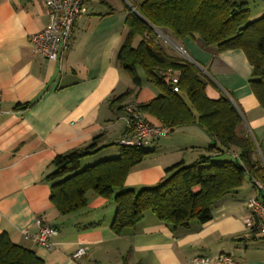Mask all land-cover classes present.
Returning a JSON list of instances; mask_svg holds the SVG:
<instances>
[{
	"label": "crops",
	"instance_id": "0c3cea01",
	"mask_svg": "<svg viewBox=\"0 0 264 264\" xmlns=\"http://www.w3.org/2000/svg\"><path fill=\"white\" fill-rule=\"evenodd\" d=\"M144 1L86 0L70 49L61 60L49 61L30 43L49 23L45 0H0V107L6 112L0 119V234L6 233L47 264H197L198 256L220 254L231 255L234 264H264V238L245 224L248 202L257 198L252 185L253 191L244 183L237 194L221 200L208 223L173 230L147 213L137 228L121 236L111 229L112 200L89 193L87 207L67 216H61L50 200L44 177L53 171L57 156L85 147L99 135V146L105 148L84 159L82 167L120 155L127 112L112 110L109 102L133 87L118 55L128 31L126 18L135 10L133 4ZM250 6L251 20L264 16V0H251ZM166 36L169 46L173 43L183 52L172 51L174 47L159 39L168 54L187 58L208 74L210 99L227 95L236 103L243 115L237 134L252 137L264 161V109L250 87L253 68L244 51L220 52L199 37ZM140 77L142 87L125 105H144L158 97V89L141 71ZM18 104L30 107L19 109ZM210 142L197 125L177 128L150 147L152 153L132 169L126 187L139 191L158 184L166 168L182 160L192 163ZM43 225L58 230L51 251L32 238ZM251 244L255 252H249ZM80 248L86 255L74 259Z\"/></svg>",
	"mask_w": 264,
	"mask_h": 264
},
{
	"label": "trees",
	"instance_id": "16d2710c",
	"mask_svg": "<svg viewBox=\"0 0 264 264\" xmlns=\"http://www.w3.org/2000/svg\"><path fill=\"white\" fill-rule=\"evenodd\" d=\"M250 1L145 0L133 4L135 11L126 18L128 31L118 55L133 87L112 98L109 107L125 110L126 100L142 87L141 71L159 95L148 104H135L137 110L160 121L169 134L179 127L197 125L211 142L192 163L182 160L166 168V176L158 184L135 191L126 187L128 175L152 150L118 144V157L82 167L84 159L105 148L99 146L102 135L96 136L87 146L57 156L53 171L44 177L50 200L61 216L85 209L88 194L93 193L114 202L111 229L116 236L137 228L147 213L173 230L188 228L193 222L211 221L213 208L237 194L246 179L264 204V191L258 186L264 187V161L254 139L237 134L243 120L239 107L227 95L210 99L208 74L187 58L168 54L157 32L176 40L199 37L220 52L244 51L253 68L250 87L264 109V16L251 20ZM174 77L177 83H173ZM28 107L30 104L16 106ZM0 264L47 263L1 233Z\"/></svg>",
	"mask_w": 264,
	"mask_h": 264
},
{
	"label": "built area",
	"instance_id": "2783aa9c",
	"mask_svg": "<svg viewBox=\"0 0 264 264\" xmlns=\"http://www.w3.org/2000/svg\"><path fill=\"white\" fill-rule=\"evenodd\" d=\"M36 2L38 0H30ZM86 0H45V6L49 16V23L41 32L34 34L30 43L35 52L44 55L49 61H58L63 58L70 49L73 28L76 20L82 13V8ZM135 11V10H134ZM173 83H177V78H172ZM177 92L178 88L175 87ZM1 97V92H0ZM127 112L128 132L120 140L119 144L128 147L150 148L157 141L169 135V129L164 125H155L148 121L139 112L135 104H129ZM6 112L0 107V119ZM264 191V187L258 184ZM250 215L246 218L245 224L248 231H256L264 238V204L261 200L253 198L248 202ZM58 235V230L50 225H43L35 236L34 241L51 251L55 248L54 238ZM87 253L85 248L78 249L72 257L80 259ZM197 264H234L231 255L198 256L194 259Z\"/></svg>",
	"mask_w": 264,
	"mask_h": 264
},
{
	"label": "rangeland",
	"instance_id": "374dc122",
	"mask_svg": "<svg viewBox=\"0 0 264 264\" xmlns=\"http://www.w3.org/2000/svg\"><path fill=\"white\" fill-rule=\"evenodd\" d=\"M253 2H259V0H252ZM253 5V4H252ZM158 32V37H159V39L160 40H162L163 41V43H166L167 44V46H169L168 45V43H171L170 41H169V39L167 38V36L162 32V31H157ZM171 46H169V48L170 47H174L175 48V46L173 45V43L172 44H170ZM174 48H172V51H174V52H177V53H180L181 55H182V51H180L179 49H174ZM89 158V157H88ZM88 162H90V159L88 160ZM84 165H86V164H83V167H86V166H84ZM87 165H90V164H87ZM245 187H247L248 189H251L252 191H253V189H252V186H251V184L249 183V181L246 179V181H245ZM251 246H254V245H249V252H255V251H251V248H253V247H251ZM254 250V249H253ZM112 264H115V262H112Z\"/></svg>",
	"mask_w": 264,
	"mask_h": 264
}]
</instances>
